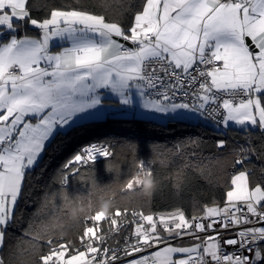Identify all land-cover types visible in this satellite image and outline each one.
<instances>
[{
    "label": "snow or ice",
    "instance_id": "1",
    "mask_svg": "<svg viewBox=\"0 0 264 264\" xmlns=\"http://www.w3.org/2000/svg\"><path fill=\"white\" fill-rule=\"evenodd\" d=\"M30 13L29 0H0V246L27 172L46 142L79 120L102 116L105 93L120 106L136 103L176 120L202 117L225 130L264 133V0H145L127 29L73 7L53 8L39 20ZM25 24L39 30L38 36L18 35ZM227 143L217 140L216 147ZM112 155L110 145L84 147L62 166L61 184H68L69 173ZM250 160V154L235 160L241 168L231 177L225 206L206 207L200 219H187L181 209L159 217L132 211L135 240L109 249L99 246L105 240L99 222L107 221L109 231L118 234L123 221L117 218L129 212L95 213L80 236L83 251L69 255L71 245L63 242L50 247L41 264H117L125 257H133L125 264H264V183L251 185ZM137 168L124 184L128 189L142 176L153 177L143 161ZM182 174L183 169L177 178ZM92 184L98 186L94 177ZM75 199L63 194L57 212ZM254 224L260 226L240 228ZM233 228L239 230L222 242L234 246L227 252L218 237ZM208 231L215 235H197ZM185 236L202 242L169 243Z\"/></svg>",
    "mask_w": 264,
    "mask_h": 264
},
{
    "label": "trees",
    "instance_id": "2",
    "mask_svg": "<svg viewBox=\"0 0 264 264\" xmlns=\"http://www.w3.org/2000/svg\"><path fill=\"white\" fill-rule=\"evenodd\" d=\"M145 0H29L32 18L42 19L53 8L73 7L101 14L111 22L127 29L134 14L142 10ZM38 36L39 31L25 24L18 35ZM208 123L169 119L165 122L137 117L109 115L102 120L87 121L56 133L47 142L40 159L27 172L22 195L16 204L13 218L5 230V241L0 246L3 264H41L40 257L50 247L68 242L72 251L81 250L79 238L91 212L79 221H68L69 208L77 202L95 205L99 196L113 192L116 209L143 211L155 215L176 209L186 218L200 214L210 205H225L226 192L231 187L229 168L243 154H250L251 185L264 183V133L258 128L246 135L242 129H215ZM228 143L224 149L216 147L217 140ZM93 143L110 145L113 155L98 157L97 161L81 168L79 174L69 173V182L61 184L63 165L75 154ZM241 146L255 149L241 153ZM143 161L151 167L157 190L151 199H123L119 187L138 171ZM187 165V167H185ZM236 171L241 166L236 165ZM183 169L178 179L177 174ZM95 178L98 186H93ZM178 185V187H177ZM78 198L57 212L63 194ZM90 197V202H89ZM112 213V214H113ZM56 217L55 219L53 217ZM55 220L67 222L60 235L51 229ZM47 224V228L44 225ZM39 236V239L33 237ZM48 240L53 244L49 245ZM69 253V254H70Z\"/></svg>",
    "mask_w": 264,
    "mask_h": 264
},
{
    "label": "clouds",
    "instance_id": "3",
    "mask_svg": "<svg viewBox=\"0 0 264 264\" xmlns=\"http://www.w3.org/2000/svg\"><path fill=\"white\" fill-rule=\"evenodd\" d=\"M119 190L124 193L123 199L129 201L133 198H145L151 199L157 190V183L152 176H142L138 186H134L132 189L126 188L124 185L119 187ZM113 192H107L99 196L95 205L89 203L84 204L77 202L69 208L68 221L76 223L81 216H86L91 212L100 213L105 217L112 215L113 210L116 207V201L113 199ZM67 226L66 221L55 220L51 223V229L58 232L60 235H64V229Z\"/></svg>",
    "mask_w": 264,
    "mask_h": 264
},
{
    "label": "built area",
    "instance_id": "4",
    "mask_svg": "<svg viewBox=\"0 0 264 264\" xmlns=\"http://www.w3.org/2000/svg\"><path fill=\"white\" fill-rule=\"evenodd\" d=\"M155 91V90H152ZM179 99V98H178ZM187 102H191V97L188 98ZM210 123L216 125L211 119H207ZM236 164H233L230 166L229 168V173L231 175H233L236 172ZM212 206H218V207H224L225 205H210L207 207H212ZM206 208V207H205ZM204 208V211H205ZM204 211L200 214H195L193 215L190 220L193 219V217H196L197 219H200L201 217H203L204 215ZM118 220H122L123 223L119 228V232L117 233H113L111 231H109L108 228V224L107 221H102L99 222L104 233H105V240L103 242H101L99 244V246L101 248H109V249H122L125 245L126 241H134L135 237L133 236V231L135 229V224L132 223V220L134 219L133 217H118ZM204 223H207L208 221H203ZM260 226L259 224H254V225H241L240 228H244V227H258ZM216 227L218 228L219 225H216ZM239 229L237 228H233L230 231L228 230H222L220 233V236L218 237V239L221 241V243L223 242V240L228 239V238H232L233 234ZM191 231V230H189ZM83 234V233H82ZM197 235L201 238L205 237V236H209V235H215L214 232L212 231H208V232H203V233H197ZM187 239H192V237L190 236H185L182 240H187ZM176 240H181L179 238H177ZM202 239L199 240L197 243H201ZM79 247H83V245L81 244L80 238H79ZM222 247L227 251V252H232L234 250V246H228V245H223L222 243ZM238 247V246H235ZM156 248H152L149 249V251H155ZM148 253H139L136 255H147ZM122 255V253H121ZM245 255H251L250 253L245 252ZM133 257H125L124 259L120 260L117 262V264H125V260L127 259H132Z\"/></svg>",
    "mask_w": 264,
    "mask_h": 264
},
{
    "label": "crops",
    "instance_id": "5",
    "mask_svg": "<svg viewBox=\"0 0 264 264\" xmlns=\"http://www.w3.org/2000/svg\"><path fill=\"white\" fill-rule=\"evenodd\" d=\"M30 26V24H29ZM31 27V26H30ZM33 28V27H32ZM39 31V30H38ZM125 43V45L127 47H133V45H131L129 42H123ZM250 43V41H249ZM54 51L55 50H58V49H53ZM100 112L103 113L102 116L100 117H90L88 119H84V120H79L78 122L74 123L72 126H75L77 124H80V123H83V122H87V121H93V120H102L104 118H106L107 116L109 115H116V116H127V117H132V116H136V117H140V118H143V119H148V120H152V121H158V122H165L169 119H172L171 118V115L169 116H164L162 114H155V113H149V112H146L144 111L143 109L139 108L138 105L136 103H134V105L131 107V108H128V107H125V106H120L118 105L117 103L114 102V98L108 96L107 93H105L104 95V99H103V104H102V107L99 109ZM142 113V114H141ZM207 120V119H206ZM188 121H192V120H188ZM193 121H197V120H193ZM208 121V120H207ZM209 122V121H208ZM231 128H237L235 126L231 127ZM68 129L70 128H66L62 131H57L56 133L58 132H65L67 131ZM237 129H240V128H237ZM225 130V129H224ZM54 133V135L56 134ZM53 135V136H54ZM53 138V137H52ZM50 138L49 141L52 139ZM48 142V141H47ZM46 142V144H47ZM45 144V145H46ZM42 155V153H41ZM41 157V156H40ZM40 157L38 158V160L40 159ZM37 160V161H38ZM35 166V165H34ZM32 170V168L30 169ZM28 170V171H30ZM237 172V171H236ZM232 187V186H231ZM231 187L229 188V190L231 189ZM16 207V206H15ZM15 210V208H14Z\"/></svg>",
    "mask_w": 264,
    "mask_h": 264
},
{
    "label": "rangeland",
    "instance_id": "6",
    "mask_svg": "<svg viewBox=\"0 0 264 264\" xmlns=\"http://www.w3.org/2000/svg\"><path fill=\"white\" fill-rule=\"evenodd\" d=\"M31 26V25H30ZM32 27V26H31ZM132 117H136V116H132ZM137 118H140V117H137ZM192 121L191 122H201V123H208V121L206 120V119H204V118H196V119H191ZM193 120H197V121H193ZM188 121V120H187ZM213 128H215V129H223L222 127H219V126H217V125H214V124H210ZM174 210H172V211H168V212H162V213H157V214H155V215H153L154 217H159L160 215H167V214H169V213H171V212H173ZM161 234L163 235V236H165V237H167L168 236V234L167 233H164L162 230H161ZM199 240H194L193 238L192 239H187V240H176V239H171V240H169V243H171L172 245H174V246H181V245H183V246H190V245H192V244H195V243H197ZM165 245L164 244H161L160 245V247H164ZM84 250V248H82L81 249V251H83ZM157 249H155V251H156ZM75 252H73V253H70L69 255H71V254H74Z\"/></svg>",
    "mask_w": 264,
    "mask_h": 264
}]
</instances>
